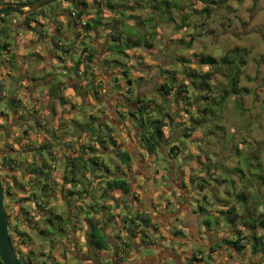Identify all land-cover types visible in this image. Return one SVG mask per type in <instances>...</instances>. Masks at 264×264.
<instances>
[{"label":"clouds","instance_id":"obj_1","mask_svg":"<svg viewBox=\"0 0 264 264\" xmlns=\"http://www.w3.org/2000/svg\"><path fill=\"white\" fill-rule=\"evenodd\" d=\"M13 8L7 264H264V0H0Z\"/></svg>","mask_w":264,"mask_h":264},{"label":"trees","instance_id":"obj_2","mask_svg":"<svg viewBox=\"0 0 264 264\" xmlns=\"http://www.w3.org/2000/svg\"><path fill=\"white\" fill-rule=\"evenodd\" d=\"M83 2L85 3V6H86V0H83ZM88 27H90V26H88ZM85 55H88L87 53L85 54ZM206 62H211V61H206ZM129 83H131L130 81H129ZM194 87H195V85H194ZM206 88L207 87H209L208 85H206L205 86ZM198 91H199V89H197ZM17 100L15 99V98H13V100H12V102H13V104H15V102H16ZM185 115H188V113L186 112L185 113ZM192 121H193V123H196V120L194 119V118H192V117H189ZM24 134L25 135H27L28 133H27V130H25V132H24ZM10 152H14L15 151V149H10L9 150ZM9 170H12L11 168L9 169ZM46 169H44V168H42V169H40V171H45ZM105 171H107V169H105ZM112 183L113 184H117V185H119V184H121L122 183V181H120L119 179H117V178H113V180H112ZM7 197H9V193H8V191H5V207H6V209H7V203H6V198ZM37 209H39V205H37ZM24 211V209L22 210V212ZM38 214H39V211H38ZM44 219H45V222L49 225V227H51L52 226V219L51 218H49V217H44ZM42 234V233H41ZM10 236H11V238H12V241H13V243H14V235H13V233L10 231ZM15 245V248H16V244H14ZM0 264H4V262L2 261V259H1V257H0Z\"/></svg>","mask_w":264,"mask_h":264},{"label":"water","instance_id":"obj_3","mask_svg":"<svg viewBox=\"0 0 264 264\" xmlns=\"http://www.w3.org/2000/svg\"><path fill=\"white\" fill-rule=\"evenodd\" d=\"M6 12H19V13H21V14H24L21 10H19V9H15V8H13V9H9V10H7V11H5V12H0V14H4V13H6ZM86 51H87V48L85 47L84 50H83V52H86ZM0 199H2V200L4 201V199H5V192H3L2 195H0ZM4 208H5V210H6V207H5V201H4ZM6 211H7V210H6ZM9 242H11L12 248L15 249V245H14V243H13V241H12L11 236H10V231L8 232L6 238L3 237V236H0V257H1L2 261L4 262V264H7V261L4 259L3 249L6 248V247L8 246V243H9Z\"/></svg>","mask_w":264,"mask_h":264},{"label":"rangeland","instance_id":"obj_4","mask_svg":"<svg viewBox=\"0 0 264 264\" xmlns=\"http://www.w3.org/2000/svg\"><path fill=\"white\" fill-rule=\"evenodd\" d=\"M6 14H8V15H6V16H9V15H15V16H23V15H21L20 13H17V12H8V13H6ZM83 50H84V48H83ZM82 50V51H83ZM89 52V49L87 48V51L86 52H83L84 54H89L88 53ZM198 91V90H197ZM45 151H46V149H44ZM9 197H7L6 198V201H7V199H8ZM22 210L23 209H20V211L22 212ZM13 233V232H12ZM13 235H14V244H16V237L18 236V234H14L13 233ZM75 261H76V264H83V261L82 260H80L79 258H75Z\"/></svg>","mask_w":264,"mask_h":264},{"label":"crops","instance_id":"obj_5","mask_svg":"<svg viewBox=\"0 0 264 264\" xmlns=\"http://www.w3.org/2000/svg\"><path fill=\"white\" fill-rule=\"evenodd\" d=\"M0 19H1V18H0ZM25 19H27V18H25ZM57 59H58V60L62 59V56H58ZM12 100H13V98L9 100V105H10V106H11V105H14L13 102H12ZM18 102H19V101H16L15 104L18 103ZM0 115H3V113H0Z\"/></svg>","mask_w":264,"mask_h":264},{"label":"flooded vegetation","instance_id":"obj_6","mask_svg":"<svg viewBox=\"0 0 264 264\" xmlns=\"http://www.w3.org/2000/svg\"><path fill=\"white\" fill-rule=\"evenodd\" d=\"M6 13H8V12H6ZM6 13H4V14H0V18L2 19L3 17H6V15H8V14H6ZM17 13H19V12H17ZM21 14V13H20ZM21 15H24V14H21ZM89 53V52H88ZM58 57V56H57Z\"/></svg>","mask_w":264,"mask_h":264},{"label":"bare ground","instance_id":"obj_7","mask_svg":"<svg viewBox=\"0 0 264 264\" xmlns=\"http://www.w3.org/2000/svg\"><path fill=\"white\" fill-rule=\"evenodd\" d=\"M5 192V191H4ZM4 201H5V199H4ZM7 210V209H6Z\"/></svg>","mask_w":264,"mask_h":264}]
</instances>
